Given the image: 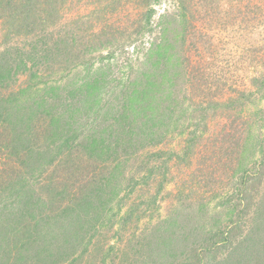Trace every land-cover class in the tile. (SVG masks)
I'll list each match as a JSON object with an SVG mask.
<instances>
[{"label": "trees", "instance_id": "obj_1", "mask_svg": "<svg viewBox=\"0 0 264 264\" xmlns=\"http://www.w3.org/2000/svg\"><path fill=\"white\" fill-rule=\"evenodd\" d=\"M67 1L0 0V264H264V72L211 68L203 40L178 30L183 14L152 22L144 3L140 27L160 33L126 38L117 81L104 62L116 55L94 52L101 36L55 31L73 22ZM209 142L217 152L202 154ZM230 143L226 222L210 224L214 190L194 194L184 177L154 217L176 158L222 176ZM178 213L191 237L206 233L182 250ZM134 221L149 225L129 233Z\"/></svg>", "mask_w": 264, "mask_h": 264}, {"label": "rangeland", "instance_id": "obj_2", "mask_svg": "<svg viewBox=\"0 0 264 264\" xmlns=\"http://www.w3.org/2000/svg\"><path fill=\"white\" fill-rule=\"evenodd\" d=\"M66 3L64 15L66 18L68 17V21L73 22H70L72 24L69 25L64 21L62 27L55 31L62 34L73 32L72 34L79 35V37L101 36L102 38L97 44L100 47L99 49L96 48L94 52L103 53L105 56L116 55L114 58L105 59L104 62L107 68L105 70L114 75L115 77L112 78H117V81L121 80L125 71L123 67L119 70L123 60L121 55L125 54L126 51H132V46L126 43V38L157 36L160 33L158 29L146 30L140 27L146 16L145 12L141 11V5L144 3L153 8L150 17L152 22H158L162 15L168 13L170 16H176L179 13L180 17L183 14L185 18H182V22L175 23L178 25V30L182 31L183 34L194 36V40L197 38L203 40L209 49L208 54L213 56L210 58L211 63L209 65L211 68L217 69V71H230L234 72L233 74L243 76L246 74L253 76L256 74L255 72H264V0H68ZM167 18L169 19V16ZM104 38L109 41L108 44L100 43L105 40ZM228 147V162L217 171L218 175L223 172L222 176L216 175L218 177H207L206 170L204 169L203 172L200 170L201 164L193 163L186 166L176 158L173 178L158 196L160 208L153 213L154 217L157 218L160 214L166 215L171 211L173 207H171V194L169 192H176L173 190L176 182L184 177L183 179L189 181L186 187L195 189L194 194L214 190L213 194L217 196L214 203L219 204L220 209L218 211L221 218L218 221L210 218L209 222L210 224L226 222L230 218L229 212H231L232 203L235 200L233 195L239 182L238 171L232 154L233 144L230 143ZM212 152L216 153L217 149L211 146L209 142L202 154L210 155ZM202 161L203 158L200 163ZM221 165L218 162L214 168H219ZM196 166L197 170H195ZM188 173L190 176H186ZM201 174L206 175L201 176ZM205 178L211 183L210 185H206ZM230 199L232 203H230ZM190 219L188 217L182 222L181 215L178 216L176 225L180 232H183V238L178 244L179 250L189 245L198 244L197 238L206 236V233L201 230H195L194 238L189 235V229L192 228L193 224L192 219ZM195 219L196 216L193 218V222ZM146 221L150 224L148 220ZM146 221L131 222L127 230L129 233L134 230L139 232L142 227L149 225ZM107 232L109 235L104 236L105 243L115 244L118 242V235L112 237L114 230ZM262 235V240H264V233ZM129 254L133 259V254ZM123 255L120 253L118 257L122 260L128 258V256ZM111 259L112 262L108 261V264H119L113 255ZM99 260V255L93 253L92 256L84 258L80 264H97Z\"/></svg>", "mask_w": 264, "mask_h": 264}]
</instances>
